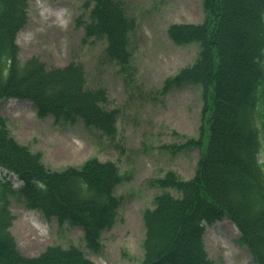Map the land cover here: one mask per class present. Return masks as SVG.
Returning <instances> with one entry per match:
<instances>
[{"label":"trees","instance_id":"trees-1","mask_svg":"<svg viewBox=\"0 0 264 264\" xmlns=\"http://www.w3.org/2000/svg\"><path fill=\"white\" fill-rule=\"evenodd\" d=\"M28 0H0V100H31L38 117L80 119L106 136L117 131V110L106 106L105 88H89L80 63L46 67L37 57H19L16 35L27 20ZM87 37L105 41L104 54L129 66L130 34L136 19L122 0H92ZM202 22H175L167 35L177 45L199 44L194 61L166 78L163 90L201 87L193 176L167 171L156 179L163 189L143 212L145 236L140 264H211L203 242L205 223L227 216L240 231L257 264H264V0H202ZM21 185L14 188L8 175ZM123 179L117 165L96 157L80 166L52 170L41 153L19 143L0 118V264H95L75 245H48L34 256L23 254L10 231V199L18 197L59 225L81 226L86 247L101 248L102 230L113 223Z\"/></svg>","mask_w":264,"mask_h":264},{"label":"rangeland","instance_id":"rangeland-1","mask_svg":"<svg viewBox=\"0 0 264 264\" xmlns=\"http://www.w3.org/2000/svg\"><path fill=\"white\" fill-rule=\"evenodd\" d=\"M129 16L136 19L130 34L131 61L123 70L104 54L105 41L87 37L92 0H28L27 20L16 35L22 61L35 56L46 67L80 63L89 88L103 87L108 108L116 109L117 131L112 137L84 126L80 119L38 117L31 101L0 100V118L11 135L32 151L41 153L52 170L80 166L86 159L111 160L122 181L114 189L120 199L110 227L102 230L101 248L85 246L79 225H59L55 217L27 208L18 197L10 199L14 215L10 231L25 255H36L52 244L78 246L96 264H140L145 228L143 212L154 206L163 189L157 185L169 170L189 179L196 169L199 150L183 146L198 138L201 125V88L184 84L163 90L166 78L195 59L196 42L177 45L167 35L174 22H202V0H122ZM13 177V176H12ZM13 181L18 187L20 182ZM227 227L229 228L228 230ZM232 240L224 242L228 232ZM240 232L227 217L207 225L203 241L211 264H257Z\"/></svg>","mask_w":264,"mask_h":264},{"label":"bare ground","instance_id":"bare-ground-1","mask_svg":"<svg viewBox=\"0 0 264 264\" xmlns=\"http://www.w3.org/2000/svg\"><path fill=\"white\" fill-rule=\"evenodd\" d=\"M225 219V218H224ZM229 228L227 227L226 230H228ZM233 234L229 231L226 235H225V238H224V242L227 243L228 241L232 240L233 238Z\"/></svg>","mask_w":264,"mask_h":264}]
</instances>
